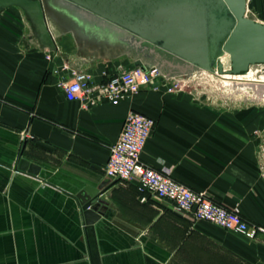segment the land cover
I'll return each instance as SVG.
<instances>
[{"label":"crops","instance_id":"0c3cea01","mask_svg":"<svg viewBox=\"0 0 264 264\" xmlns=\"http://www.w3.org/2000/svg\"><path fill=\"white\" fill-rule=\"evenodd\" d=\"M264 23V0H247ZM44 48L0 12V264H264V232L254 239L177 212L134 181L105 176L110 146L130 111L156 120L142 159L264 227V178L253 124L201 108L188 95L146 91L114 105L67 99L65 64L84 62L94 81L136 65L127 57L88 59L70 31ZM246 122V121H245ZM22 158L39 173L19 167ZM108 185L103 215L88 225L78 194Z\"/></svg>","mask_w":264,"mask_h":264},{"label":"water","instance_id":"95a60500","mask_svg":"<svg viewBox=\"0 0 264 264\" xmlns=\"http://www.w3.org/2000/svg\"><path fill=\"white\" fill-rule=\"evenodd\" d=\"M10 5L33 10L44 48L57 51L56 37L70 31L80 56L127 57L143 68H158L171 80L188 82L215 71L241 74L264 64V23L247 16V0H0V12ZM70 66L87 70L84 62ZM19 167L40 171L26 158ZM107 185L105 179L78 194L88 225L103 215L97 199ZM96 261L100 264L97 254Z\"/></svg>","mask_w":264,"mask_h":264},{"label":"built area","instance_id":"2783aa9c","mask_svg":"<svg viewBox=\"0 0 264 264\" xmlns=\"http://www.w3.org/2000/svg\"><path fill=\"white\" fill-rule=\"evenodd\" d=\"M247 14V12H246ZM59 48V47H58ZM49 50V49H48ZM66 75L59 82L67 99L80 100L95 106L107 100L114 105L131 96L146 92L178 93L184 90L183 80L167 79L158 68L133 65L105 71L106 79L94 81L87 70L75 69L65 64ZM156 120L140 111H130L126 116L119 137L110 146L108 159L103 167L105 176L122 181H134L142 194L164 199L180 213L193 220H204L226 230L254 239L264 227L246 219L238 209H232L214 200L209 194L198 191L172 176L169 169H156L142 159L147 140L152 135ZM264 178V170L261 172Z\"/></svg>","mask_w":264,"mask_h":264},{"label":"rangeland","instance_id":"374dc122","mask_svg":"<svg viewBox=\"0 0 264 264\" xmlns=\"http://www.w3.org/2000/svg\"><path fill=\"white\" fill-rule=\"evenodd\" d=\"M2 12L10 13L15 22L25 26L33 40H38L32 9L22 5H10ZM223 60L227 68L228 57ZM250 70L252 74L248 78H228L224 74H218L217 71L197 74L186 82L184 90L180 92L188 95L193 100L190 102L199 104L201 108L215 110L222 119L228 117L245 125L253 124L252 130L256 136L262 172L264 170V64L253 65Z\"/></svg>","mask_w":264,"mask_h":264},{"label":"bare ground","instance_id":"6f19581e","mask_svg":"<svg viewBox=\"0 0 264 264\" xmlns=\"http://www.w3.org/2000/svg\"><path fill=\"white\" fill-rule=\"evenodd\" d=\"M225 57H228V55L227 54H224V55H222L221 56V60H222V62H224V58ZM224 64H225V62H224ZM252 67V66H251ZM250 67V68H251ZM250 68H249V70H250ZM248 70V72H246V73H241L242 75H240V74H228V73H224V76L225 77H228V78H243V77H245V78H248L249 76H251V74H252V71L250 70L249 71ZM221 75H223V74H221ZM223 76V77H224Z\"/></svg>","mask_w":264,"mask_h":264}]
</instances>
